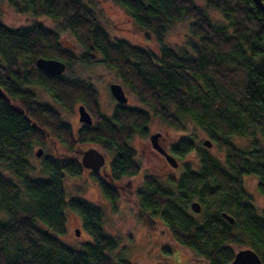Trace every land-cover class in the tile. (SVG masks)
Masks as SVG:
<instances>
[{"label":"trees","instance_id":"16d2710c","mask_svg":"<svg viewBox=\"0 0 264 264\" xmlns=\"http://www.w3.org/2000/svg\"><path fill=\"white\" fill-rule=\"evenodd\" d=\"M6 1L17 12L30 13L33 21L11 29L0 20V86L9 99H0V162L12 174L0 171V264H131L121 255H107L118 241L104 232L102 210L80 197L66 200L62 178L83 175L74 150L84 142L113 154L109 180L137 174L139 164L127 141L135 133L147 135L150 114L117 105L105 117L89 83L44 74L35 66L38 57L68 66L100 63L153 116L177 130L183 128L180 120L192 121L222 153L223 162L208 148L178 142L172 153L183 158L195 152L198 168H185L171 187L145 175L135 192L139 221L152 231L158 220L204 264H230L235 251L245 248L264 264V214H256L243 189V178L254 176L264 195V148L257 142V137L264 138V14L249 0H201L203 7L196 0H115L140 29L152 34L158 43L155 53L110 40L88 0ZM206 8L219 12L224 22L213 23ZM39 17L70 31L80 54L62 48L59 32L46 28ZM182 20H190L185 40L190 52L163 43L167 27ZM31 84L42 86L65 110L80 103L93 125L73 133L55 111L36 101L27 89ZM232 137L251 139V144L239 149ZM48 140L60 142L70 154H57L55 148L56 156L41 159L46 176L31 177L28 157ZM94 177L103 195L114 201L117 190ZM193 199L205 208L199 220L188 213ZM65 208L79 215L88 231L90 240L82 249L55 237L65 232ZM222 212L233 218L232 224Z\"/></svg>","mask_w":264,"mask_h":264},{"label":"rangeland","instance_id":"374dc122","mask_svg":"<svg viewBox=\"0 0 264 264\" xmlns=\"http://www.w3.org/2000/svg\"><path fill=\"white\" fill-rule=\"evenodd\" d=\"M88 2L93 7L98 22L104 27L110 40H123L131 45L148 49L155 53L158 52V43L152 34L140 29L132 21L124 8L117 4L115 0H88ZM196 3L199 6H204L201 0H196ZM206 12L213 23L224 22L219 12L207 8ZM0 20L8 28L17 29L32 23L33 17L30 13H19L15 11L6 0H2L0 1ZM38 20L46 28L59 32L58 39L62 48L68 50L73 55L80 54L81 47L70 31L61 30L60 27L58 28L60 22L45 17H39ZM189 23L190 20L173 22L166 29L163 43L175 50L190 52V47L185 43L186 37L189 35ZM64 75L65 78H75L89 83L97 94L100 113L107 118L110 117L114 107L117 105L108 89L112 83L121 85L127 97L126 106L144 110L150 114L147 135L142 137L135 133L127 141V146L135 154V161L139 164V171L137 174L127 177L125 180L123 179L124 184L129 181V185L124 188L125 196L118 192L114 202H109L103 196L99 185L94 179L95 177L91 174H83L79 177H71L64 174L62 184L65 199L80 197L102 210L101 225L104 232L118 241L117 248L110 253L107 252L108 256L121 255L131 264H204L196 254L179 246L158 220H156L157 222L155 221L156 223L152 231H149L141 224L137 214L138 199L135 192L137 188L143 185V177L145 175L152 176L162 185L171 187L173 186V181L179 177L185 168L195 171L198 168V160L195 152H190L183 158H180L172 153L171 148L180 141H189L196 147H204L201 142L208 138L190 120H180L183 128L177 130L162 121L159 117L153 116L150 108L137 100L130 90L122 84L116 73L100 63L88 65L76 61L68 66ZM27 89L33 93L37 102L55 111L60 120L69 125L73 133L76 132L78 128L76 123V103L73 105L72 110H65L56 104L54 99L42 89L32 85L27 86ZM156 132L161 134V142L159 144L168 154L174 157L177 162V167L172 168L166 163L163 157L152 149L148 137L150 134ZM52 141L43 146H35L33 148L31 156L28 157L29 164L34 168L32 172H29L31 177L42 178L46 176L40 168L42 157L46 155L56 156L62 153L70 154V151L60 142H55V145L52 146ZM231 142L239 149H246L250 146L251 139L232 137ZM257 142L259 147L264 148V138L257 137ZM39 147L42 148L43 152L41 156L36 157L34 152ZM77 147L79 149H103L99 144L93 142H84ZM207 150L219 159L220 162H223L222 153L214 146ZM108 154V157L112 158L113 154L110 152ZM0 171L12 178L11 172L1 162ZM256 183L257 180L254 176L243 178V189L250 196L251 204L256 214L261 216L264 214V195L258 192ZM204 212L205 208L202 207L197 214L192 213L190 210L188 211L196 220H199ZM63 213L65 216V232L62 235H55V237L71 248L82 249L83 244L90 240L88 231L84 228L79 215L67 208H65ZM75 230L79 231L78 236L75 234Z\"/></svg>","mask_w":264,"mask_h":264},{"label":"water","instance_id":"95a60500","mask_svg":"<svg viewBox=\"0 0 264 264\" xmlns=\"http://www.w3.org/2000/svg\"><path fill=\"white\" fill-rule=\"evenodd\" d=\"M255 5L263 14H264V4L261 0H249ZM35 66L44 74L52 76H60L65 71V63L51 58H41L38 57L35 60ZM111 97L115 100L118 105H124L127 103V97L124 94V91L121 85L112 83L108 87ZM0 99L8 102L9 99L6 94L0 89ZM78 120L86 125H91L92 119L88 112L82 105L77 107ZM32 126H35V123L32 122ZM161 137L159 132L152 133L149 135L148 139L150 145L154 151L162 155L168 165L172 168L177 167V162L173 156L167 153V151L158 143V139ZM202 146L205 148H211L212 143L209 139H204L201 142ZM43 150L42 148H37L34 152L36 157L41 156ZM105 163V155L98 151L95 148H88L87 150L81 151L80 164L84 169H88L94 172H98L102 169L104 172L103 166ZM189 209L192 213H199L201 210V205L198 201H191L189 203ZM221 217L228 221L230 224L233 223V218L226 214L225 212L221 213ZM75 234L78 236L79 231L75 230ZM230 264H262L258 255L250 248L238 249L235 251L234 256Z\"/></svg>","mask_w":264,"mask_h":264},{"label":"flooded vegetation","instance_id":"af4514ba","mask_svg":"<svg viewBox=\"0 0 264 264\" xmlns=\"http://www.w3.org/2000/svg\"><path fill=\"white\" fill-rule=\"evenodd\" d=\"M63 62V61H62ZM65 63V62H64ZM2 68H3V64L0 65V75L2 77ZM68 69V65L67 63H65V71L66 72ZM64 72L63 74H61L60 76H56V77H63L65 78V75H64ZM48 75V74H47ZM52 76V75H50ZM32 86H36L40 89H42L47 95H49L50 97H52L49 93H47L45 91V89L40 86V85H37V84H31ZM30 86V85H28ZM0 89L4 92V90L2 89V87L0 86ZM6 94V92H4ZM81 105L80 103H76L75 107H76V111H77V107ZM118 105V104H117ZM116 105V106H117ZM118 106H126L125 104L124 105H118ZM14 109L18 110L17 106H12ZM85 108V107H84ZM86 110V109H85ZM87 111V110H86ZM88 112V111H87ZM88 114L90 115L91 117V114L88 112ZM92 119V117H91ZM76 123L78 125V128L76 131H78L79 129H81L82 127H85V126H92L93 125V120H92V123L91 125H86L82 122H80L78 120V113H77V116H76ZM50 142V140L47 141V143ZM161 142L160 138L158 139V143ZM55 144H52V146H54ZM88 149V148H87ZM87 149H79L78 147H76V149L74 150V152L76 153V157L78 158L79 162H80V158H81V151L83 150H87ZM96 149V148H95ZM98 151H100L101 153H103L105 155V163H104V166H103V169H104V172L101 170H99L98 172H94V171H91V170H88V169H84L82 166V170H83V174L84 175H87V174H91V175H94L96 177H102V179L106 180L107 183H108V186L112 189H115L117 190V192H120L122 193L124 196H125V186H128L129 185V181H127L125 184H124V180L127 179V177L125 178H120L119 180H109V177H108V174L110 173V162L112 160V158H109V154L108 152L100 149V148H97ZM156 152V151H155ZM157 153V152H156ZM67 155V154H66ZM160 155V154H159ZM161 157H163L162 155H160ZM164 159V158H163ZM165 160V159H164ZM167 163V162H166ZM81 165V164H80ZM124 179V180H123ZM104 196V195H103ZM105 197V196H104ZM106 198V197H105ZM107 199V198H106ZM109 202H114V201H111L109 199H107Z\"/></svg>","mask_w":264,"mask_h":264}]
</instances>
